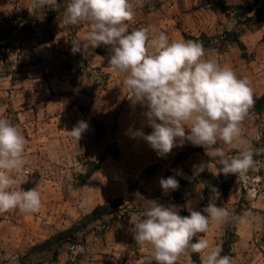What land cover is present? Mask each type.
Returning a JSON list of instances; mask_svg holds the SVG:
<instances>
[{
    "label": "rangeland",
    "instance_id": "1",
    "mask_svg": "<svg viewBox=\"0 0 264 264\" xmlns=\"http://www.w3.org/2000/svg\"><path fill=\"white\" fill-rule=\"evenodd\" d=\"M68 2L32 14L28 9L32 0H0V39L8 38L1 43H9L5 55H0V118L9 119L27 140L28 163L19 177L26 180L20 188L37 187L42 200L36 213L0 215V264H149L151 246L134 241V222L143 218L152 201L179 210L159 180L166 178V169L180 152L192 146L198 151L175 164L176 173L188 182L182 188L187 206L189 202L192 209L202 210V204L215 202L232 217H242L238 225L231 217L213 221L197 239H207L210 248L220 246L221 255L230 256L232 264H264V153L254 157L259 172L248 174L247 188L234 174L218 173V158L208 156L202 146L185 141L158 156L143 138H133L131 132L138 129L145 134L152 131L146 108L129 100L125 74L112 70L99 52L105 46L83 54L71 52V42L82 39L89 25H63ZM131 2L134 19L128 22L129 31L147 27L150 32H164L170 42H200L204 59L246 77L253 97L264 95V0ZM17 21L29 27L12 33L10 23ZM79 121L89 127L77 142L67 131ZM255 133L261 134L259 142L252 139ZM242 134L249 141L246 147L264 148V111L249 113ZM215 147L229 157L238 151L223 142ZM157 164L162 169L145 187L133 189L139 175ZM200 166L204 170L195 175ZM206 171L230 186L224 191L213 183L206 185L204 179L196 182ZM121 197L123 207L86 225L76 242L38 247L87 221L98 206ZM126 209L132 212L125 223L119 220ZM178 264L195 263L185 253Z\"/></svg>",
    "mask_w": 264,
    "mask_h": 264
},
{
    "label": "clouds",
    "instance_id": "2",
    "mask_svg": "<svg viewBox=\"0 0 264 264\" xmlns=\"http://www.w3.org/2000/svg\"><path fill=\"white\" fill-rule=\"evenodd\" d=\"M57 2L32 0L28 9L32 14L38 8L55 10ZM133 19L131 0H69L63 17L64 26L89 25L82 39L71 42V52L83 54L101 45L110 47L109 65L125 74L123 84L131 93L129 100L146 108L144 115L152 131L145 134L138 129L131 132L132 137L143 138L158 156L169 154L185 141L202 146L208 156L218 158V173L234 174L237 181H245L250 172H259L254 157L264 153V148L246 147L249 141L242 134V124L254 103L247 78L204 59L200 42H170L164 32H150L147 27L129 31L128 22ZM88 127L87 122L79 121L67 133L78 142ZM252 139L259 142L261 134L255 133ZM218 142L237 149V154L226 156L223 148L215 147ZM26 145L20 130L9 119L0 118V215L36 213L42 206L37 187L20 188L26 180L19 179L28 163ZM203 170L200 166L195 175ZM159 184L164 193L179 188L174 176L160 178ZM188 212L180 215L176 206L152 201L143 218L134 222V241L151 246L149 264H178L185 253L199 254L200 264H232L230 256L221 255L220 246L210 248L207 239L194 238L207 232L213 221L240 218L232 217L228 209L215 202L202 210L190 207Z\"/></svg>",
    "mask_w": 264,
    "mask_h": 264
},
{
    "label": "trees",
    "instance_id": "3",
    "mask_svg": "<svg viewBox=\"0 0 264 264\" xmlns=\"http://www.w3.org/2000/svg\"><path fill=\"white\" fill-rule=\"evenodd\" d=\"M63 1V0H58V2ZM260 1V0H257ZM259 12V11H258ZM12 29L11 32H24L25 28H28L29 25L28 24H23L21 21H17L16 24L10 23ZM8 38H4V39H0V55H5L4 54V50L6 49V47H8L9 43H1L4 40H7ZM110 49V47H106V49ZM99 50L100 54H102L104 56V58L106 59L107 65H109V57L111 54V49L110 50ZM110 51V52H109ZM253 105L250 109V112H257V113H261L264 111V95H262L261 97L258 96H254L253 97ZM249 112V113H250ZM198 151L196 147H189L188 149L180 152V154L176 157L175 159V163L168 167L166 169L167 171V177L169 176H174L178 181H179V188L177 190L174 191H169L170 192V196L169 199L171 201H173L179 208L180 210V214L181 215H189L188 212V206H187V201L186 198L182 192V188L183 186L187 185L188 182L183 180L175 171V164H179L181 162H183L185 159H187L189 157L190 153L196 152ZM160 169H162V166L160 164L154 165V166H150L148 168H146L140 175L139 177L135 180L134 184L132 185L133 189H138V190H142L145 187V184L155 175V173L157 171H159ZM201 179H204L203 183H205L206 185H210L211 183H213V186H220L222 189H224V191H226L225 189H227L230 184L228 182H222L220 183L217 176L211 172H203L201 173L199 176H197L195 178L196 182H199ZM125 202V198L121 197V198H117L114 201H112L109 204H105V205H100L98 206L93 212L92 214L88 217V220L85 222H80L78 224H76L73 228L66 230L65 232L62 233V235H60L58 238H56L54 241L53 240H48L45 243H43L42 245L38 246V247H46V246H50L52 244H54V242L57 243V246L60 247L61 244L65 243V242H76L77 241V234L79 232H81L84 228H86L89 223L97 221L99 219L104 218L105 216L111 214L112 212L110 210L112 209H118L123 207ZM205 207L204 204L201 205V209H203ZM131 210L126 209V211L122 214L120 220H119V216H115L116 220L119 221H124L125 223L130 221L131 219ZM239 221L241 220V216L239 217ZM239 221H235V224L238 225ZM198 240L197 237L194 238V241ZM37 246L35 248H38ZM55 254H58V249L56 250ZM193 261L195 264H200V257L199 254H195V253H190Z\"/></svg>",
    "mask_w": 264,
    "mask_h": 264
},
{
    "label": "built area",
    "instance_id": "4",
    "mask_svg": "<svg viewBox=\"0 0 264 264\" xmlns=\"http://www.w3.org/2000/svg\"><path fill=\"white\" fill-rule=\"evenodd\" d=\"M248 178H249V176H247V179L244 181L245 187H247V188H248V182H249Z\"/></svg>",
    "mask_w": 264,
    "mask_h": 264
},
{
    "label": "crops",
    "instance_id": "5",
    "mask_svg": "<svg viewBox=\"0 0 264 264\" xmlns=\"http://www.w3.org/2000/svg\"><path fill=\"white\" fill-rule=\"evenodd\" d=\"M188 207H190V203L188 202Z\"/></svg>",
    "mask_w": 264,
    "mask_h": 264
}]
</instances>
